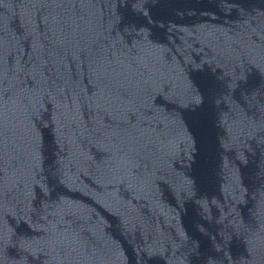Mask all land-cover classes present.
<instances>
[{
    "label": "water",
    "instance_id": "water-1",
    "mask_svg": "<svg viewBox=\"0 0 264 264\" xmlns=\"http://www.w3.org/2000/svg\"><path fill=\"white\" fill-rule=\"evenodd\" d=\"M0 264H264V0H0Z\"/></svg>",
    "mask_w": 264,
    "mask_h": 264
}]
</instances>
